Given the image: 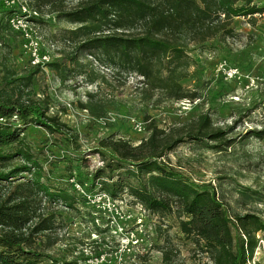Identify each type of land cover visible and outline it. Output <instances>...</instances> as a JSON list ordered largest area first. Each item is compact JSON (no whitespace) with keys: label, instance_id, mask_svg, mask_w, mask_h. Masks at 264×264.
Returning a JSON list of instances; mask_svg holds the SVG:
<instances>
[{"label":"trees","instance_id":"16d2710c","mask_svg":"<svg viewBox=\"0 0 264 264\" xmlns=\"http://www.w3.org/2000/svg\"><path fill=\"white\" fill-rule=\"evenodd\" d=\"M73 1L0 0L5 27L11 30V18L26 14L22 5L38 14L29 20L39 24L41 36L48 15L73 27L63 37L66 47L61 58L32 64L25 76L10 69L0 76V264H78L74 254L68 261L67 255L51 252L59 239L57 211L85 212L93 219L90 202L102 193L113 202L126 193L164 220L176 216L179 231L190 240L193 251L205 253L213 264H248L258 234L264 233L263 216L235 210L215 185L191 181L170 164L168 155L184 142L228 150L239 141L264 138V128L256 126L237 135L240 120L222 125L204 112L166 129L147 116V138L133 144L114 135L103 137L91 150L101 155L103 164L83 170L88 158L72 153L65 159L71 164L66 176H54L53 169H46L22 132L31 124L50 135L69 137L80 149L78 134L51 113L59 96L29 93L45 65L65 91L81 79L96 85L101 78L112 85L99 68L104 67L119 81L124 78L122 85L133 79L134 94L142 103L158 106L165 100L200 99L202 92L182 84L197 61L191 52L215 39L239 38L235 19L243 17L255 25L264 5L255 0H77L71 5ZM45 39L54 45L46 35ZM81 95L78 107L96 119L105 117L108 95L94 89ZM59 220L63 222V217ZM159 232L167 234L162 226ZM158 247L163 264H178L179 249L169 234L165 245ZM133 264H148L147 256Z\"/></svg>","mask_w":264,"mask_h":264},{"label":"rangeland","instance_id":"374dc122","mask_svg":"<svg viewBox=\"0 0 264 264\" xmlns=\"http://www.w3.org/2000/svg\"><path fill=\"white\" fill-rule=\"evenodd\" d=\"M255 2L264 5V0ZM45 18L41 24L43 36L33 35L32 38L41 43L40 51L52 61L61 58V50L66 47L63 37L68 33L67 28L73 27L68 22H58L53 15ZM6 20L0 9V76L6 69L25 76L33 64L32 41L14 26L13 30L5 27ZM33 24L39 27L38 23ZM234 27L241 34L239 38L215 39L204 48L191 52L197 61L189 68L190 75L182 79V84L202 92L203 96L194 102L165 100L158 106L142 103L134 94L133 79L122 85L124 78L119 81L110 69L104 67L99 68L112 85L101 78L97 79L96 85L81 79L73 81V90L65 91V88H59L53 72L45 65L44 71L33 79L29 93L44 96L49 92L59 96L51 113L58 114L73 129V134H78L80 149L75 148L69 137L50 135L31 124L22 135L38 152L46 169H53L54 176H66L71 164L65 159L72 153L84 154L88 158L86 165L81 167L83 170H94L103 164L99 153H91L103 137L114 135L133 144L147 138L149 131L146 128L142 131L135 128L137 122L146 126L147 116L166 129L204 112H209L214 121L222 125L240 120L237 135L256 126L264 128V13L257 15L255 25L238 17ZM45 35L54 45L48 43ZM221 63L237 68L238 74L230 76L220 69ZM93 89L108 95L106 115L102 119L94 118L76 104L81 94L84 96L86 91ZM168 158L170 164L191 181L215 185L235 210L257 212L264 218V138L239 141L230 149L221 151L184 142L170 152ZM93 200L89 207L93 210V219L85 216V212L76 215L58 209L59 239L51 249L52 253L67 255L68 261H73L70 255L74 254L78 264H133L142 255L147 256L148 264H163V252L158 246L165 245L169 234L179 249L178 264H213L205 253L193 251L190 240L179 231L176 216L164 220L152 215L126 193L116 202L103 193L96 194ZM61 216L63 222L59 220ZM159 226L167 230V234L160 235ZM258 237L264 240V233L260 232ZM248 264H264L263 247L255 249Z\"/></svg>","mask_w":264,"mask_h":264},{"label":"built area","instance_id":"2783aa9c","mask_svg":"<svg viewBox=\"0 0 264 264\" xmlns=\"http://www.w3.org/2000/svg\"><path fill=\"white\" fill-rule=\"evenodd\" d=\"M10 1L11 2H14L15 0H10ZM19 1L23 2L24 0H19ZM22 11L23 12H26V14L25 15L19 14V16H18V14H16L15 16H13L11 18V20H10L11 23H12V25L15 28L21 30L22 33L27 36V39L28 40L32 41L31 44H32L33 49H34L33 50V56H32V62H33V64L39 63L41 61H48V58L46 56L47 54H42L41 55V52H40V44L41 43L39 44L38 41L33 40V38H32L33 35L36 36V37H39L40 34H39V31H38V28L35 27L33 25V23L30 24L29 16L30 15L38 16V14L35 11L28 9V7L26 5H22ZM221 68L224 70V72H226L230 76H233V75H237L238 74L237 68H235V67H227V65L225 63H221L220 64V69ZM135 128L138 131H142V130L145 129V126H143L140 122H137L136 125H135ZM72 181H73V179H72ZM78 188L80 189L79 186H78ZM100 195H98V196H100ZM105 195L106 194H104V196ZM93 199L94 198H92V201H94ZM260 247H263L264 248V240L261 239V238H259V242H258V245H257L256 248L258 249Z\"/></svg>","mask_w":264,"mask_h":264}]
</instances>
